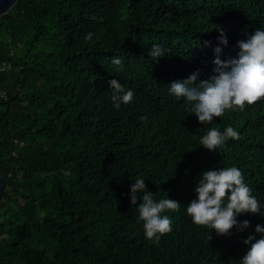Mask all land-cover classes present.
Masks as SVG:
<instances>
[{
    "label": "trees",
    "instance_id": "16d2710c",
    "mask_svg": "<svg viewBox=\"0 0 264 264\" xmlns=\"http://www.w3.org/2000/svg\"><path fill=\"white\" fill-rule=\"evenodd\" d=\"M253 32L264 0H20L3 15L0 264H264Z\"/></svg>",
    "mask_w": 264,
    "mask_h": 264
},
{
    "label": "water",
    "instance_id": "95a60500",
    "mask_svg": "<svg viewBox=\"0 0 264 264\" xmlns=\"http://www.w3.org/2000/svg\"><path fill=\"white\" fill-rule=\"evenodd\" d=\"M20 0H0V18L7 14ZM4 192V179L0 171V200Z\"/></svg>",
    "mask_w": 264,
    "mask_h": 264
},
{
    "label": "clouds",
    "instance_id": "9594fccd",
    "mask_svg": "<svg viewBox=\"0 0 264 264\" xmlns=\"http://www.w3.org/2000/svg\"><path fill=\"white\" fill-rule=\"evenodd\" d=\"M252 34H253V36H254L255 38H256V37H261V38L264 40V36L258 35V34H256L255 32H253Z\"/></svg>",
    "mask_w": 264,
    "mask_h": 264
},
{
    "label": "built area",
    "instance_id": "2783aa9c",
    "mask_svg": "<svg viewBox=\"0 0 264 264\" xmlns=\"http://www.w3.org/2000/svg\"><path fill=\"white\" fill-rule=\"evenodd\" d=\"M8 69V66L6 64H3L1 71H5Z\"/></svg>",
    "mask_w": 264,
    "mask_h": 264
}]
</instances>
